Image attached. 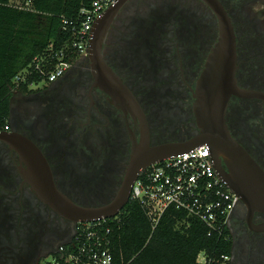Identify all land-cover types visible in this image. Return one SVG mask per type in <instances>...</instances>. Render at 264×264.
Returning <instances> with one entry per match:
<instances>
[{
  "label": "flooded vegetation",
  "instance_id": "obj_1",
  "mask_svg": "<svg viewBox=\"0 0 264 264\" xmlns=\"http://www.w3.org/2000/svg\"><path fill=\"white\" fill-rule=\"evenodd\" d=\"M217 1L236 35L237 85L253 92L231 96L226 125L264 170V0ZM220 36L219 15L206 0H125L104 32L100 59L107 72L90 52L56 81L16 91L3 130L10 141L0 139V264H44L72 242L80 223L40 197L34 169L40 172L41 163L16 148L24 139L40 148L57 188L84 207L116 199L144 144L223 143L229 150L220 169L235 175L240 153L212 132L214 117L204 123L198 113L200 82ZM117 82L132 96L107 90L106 83ZM226 239L231 253L223 264H264V210L240 197Z\"/></svg>",
  "mask_w": 264,
  "mask_h": 264
},
{
  "label": "trees",
  "instance_id": "obj_2",
  "mask_svg": "<svg viewBox=\"0 0 264 264\" xmlns=\"http://www.w3.org/2000/svg\"><path fill=\"white\" fill-rule=\"evenodd\" d=\"M93 1L33 0L31 8L25 9L13 0H0V129L9 124L16 91L30 93L34 91L31 83L40 84L47 78L36 70L34 59L51 53L55 62L56 53L61 49L69 53L71 50L66 44L72 43L73 24L65 26L64 21L78 25L81 10L90 8ZM51 44L52 52L48 51ZM28 68L31 75L16 87L15 77ZM182 216L183 213L169 210L153 232L141 205L130 201L117 218L108 221L115 263L205 264L198 261L199 254L205 251L211 260L208 264H217L223 255H230L227 228L221 237L209 235L208 228L195 219L187 229L178 228L177 222Z\"/></svg>",
  "mask_w": 264,
  "mask_h": 264
},
{
  "label": "built area",
  "instance_id": "obj_3",
  "mask_svg": "<svg viewBox=\"0 0 264 264\" xmlns=\"http://www.w3.org/2000/svg\"><path fill=\"white\" fill-rule=\"evenodd\" d=\"M33 0H13L21 8L30 9ZM115 3V0H94L90 8L81 10V20L78 25L64 21L65 26L73 24L72 43L70 47L53 54L34 59L37 71L47 78L40 84H30L31 88L49 84L72 67L79 59L90 55V43L95 23L103 13ZM50 45V52L53 51ZM51 68L46 70L47 67ZM31 70L25 69L15 77L16 87L27 81ZM9 124L1 130H8ZM240 197L228 186L221 176L212 158L211 148L202 144L178 155H173L142 169L135 180L131 200L143 208L152 224L153 232L160 224L164 215L171 209L183 213L177 222L178 228L191 226L192 220H198L208 228L209 235L222 236L227 228L230 216ZM100 219L92 222L81 221L72 242L64 245L59 259L54 255L48 261L52 264H116L113 250L110 246V228L108 221L117 218ZM204 256L202 259L201 257ZM229 255H223L217 264L227 262ZM200 263H211L207 253L202 251L198 256Z\"/></svg>",
  "mask_w": 264,
  "mask_h": 264
},
{
  "label": "water",
  "instance_id": "obj_4",
  "mask_svg": "<svg viewBox=\"0 0 264 264\" xmlns=\"http://www.w3.org/2000/svg\"><path fill=\"white\" fill-rule=\"evenodd\" d=\"M124 1L125 0H118L109 7L94 26L95 29L93 30L90 43L91 59H93L94 64L97 63L96 65L102 72H107V69L103 66L100 59L104 32ZM206 1L216 9L219 15L221 36L200 82L198 113L204 123H208V120L214 117L216 119L217 128L212 132L215 133L216 131L219 133L221 140L232 143L234 146L232 149L240 153L238 158L235 157V175L232 178H227L220 169V160L221 156L228 154V147L223 145V143H218L215 147L208 144L211 148L212 158L215 161V167L218 173L223 176L228 186L248 205L252 206L254 209L264 210V170L238 143L235 142L234 139H232L225 121L227 104L231 96L233 94L252 96L253 92L242 90L237 85L235 76L237 42L230 18L217 0ZM109 73L111 77H114L113 79H117L111 72ZM117 83L116 85L114 83H106L105 86L109 92L113 94L116 93L117 96L121 94H130L132 96L131 91L129 92L122 83ZM123 103H126V100H123ZM210 130L211 127H208L207 132ZM0 139L10 141L6 131L1 129ZM20 144L22 145L21 147L16 145L20 154L30 159L36 158L37 160L34 159L36 163H41V166L37 164L40 168H38L40 172L34 169V174L38 182V184L35 182V187L40 197L55 211L66 218L72 219L75 222H92L103 218L110 219L119 215L121 209L130 202L132 186L142 169L173 155H178L205 144V141H199L188 145L165 144L153 148L148 146V144L137 146L132 156L129 170L116 199L103 207H84L70 200L57 188L50 165L40 148L28 139H24ZM22 148L25 149L26 153L22 151ZM230 156L232 157V155ZM30 159H27V161L31 165L35 163V161L32 162Z\"/></svg>",
  "mask_w": 264,
  "mask_h": 264
},
{
  "label": "rangeland",
  "instance_id": "obj_5",
  "mask_svg": "<svg viewBox=\"0 0 264 264\" xmlns=\"http://www.w3.org/2000/svg\"><path fill=\"white\" fill-rule=\"evenodd\" d=\"M34 88L37 89L36 87H34ZM17 94H18V93H16V94L14 95L15 99H17V97H18ZM203 257H204V256H202L201 259H202ZM49 259H51V258H49Z\"/></svg>",
  "mask_w": 264,
  "mask_h": 264
}]
</instances>
